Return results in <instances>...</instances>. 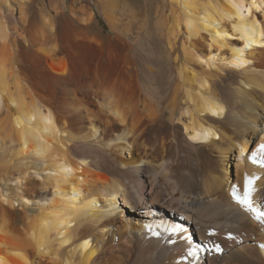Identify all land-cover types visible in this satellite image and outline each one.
Returning <instances> with one entry per match:
<instances>
[{
  "label": "bare ground",
  "instance_id": "6f19581e",
  "mask_svg": "<svg viewBox=\"0 0 264 264\" xmlns=\"http://www.w3.org/2000/svg\"><path fill=\"white\" fill-rule=\"evenodd\" d=\"M34 1L40 3L39 25L27 12ZM240 4L251 7L252 0H70L66 10L61 0H0V264H89L71 246L50 243L61 228L65 236L90 232V243L102 250L98 264H175L181 248L187 252L194 240L174 247L169 234L150 235L146 226L161 224L181 227L172 241L179 236L185 242L188 229L191 238L221 243L219 264L238 253L261 264L264 252L253 248L264 244V228L231 194L235 186L242 195L245 177L257 178L254 189L264 183V168L252 163L253 152L264 144L259 35L249 49V41H235L242 54L216 43L228 60L239 55L251 61L227 69L234 81L216 70L223 67L220 56L200 66L194 55L197 46L208 48L199 39L202 29L237 36L251 26L253 17ZM94 8L105 22V36ZM259 15L264 20V12ZM106 102L112 104L107 116L121 132L140 129L130 137L135 155L107 119L97 131L101 122L93 123V109L103 110ZM219 108L222 114L211 115ZM49 111L59 136L43 122ZM74 115L87 127L65 137L66 120ZM205 130L213 132L207 140ZM53 143L63 145L61 153L72 147L88 161L81 166L72 160L83 182L37 178L49 168L58 171L56 153L49 155ZM178 160L182 180L173 171ZM21 176L33 185L23 192L17 186ZM5 192L11 197L7 212ZM25 194L32 205L23 204ZM254 207L264 211V201L254 199ZM70 222L79 227L68 228ZM229 234L237 240H228ZM203 256L185 257L183 264H204Z\"/></svg>",
  "mask_w": 264,
  "mask_h": 264
},
{
  "label": "snow or ice",
  "instance_id": "6c2138e0",
  "mask_svg": "<svg viewBox=\"0 0 264 264\" xmlns=\"http://www.w3.org/2000/svg\"><path fill=\"white\" fill-rule=\"evenodd\" d=\"M242 11H247L249 16H252V22L251 26L248 27L245 31L242 33H239L237 36L232 35L228 31H216L215 35L211 32L205 33V30L202 29L199 34V39L204 42V44L208 45L207 50L203 48V46H197L194 51V55L196 57V60L199 62L200 66H204L206 64H209L210 62L216 61L217 57L220 56V60L217 61V63L222 64L223 67L217 68L216 70L223 73L224 76L227 79L235 80V74L233 72L227 71V69H239L243 65H248L251 63V61L246 59H241V57L238 55L234 57L232 60L227 59V51H223L222 53H218L216 51V43L218 41H224L225 43L221 45L222 48L232 47L233 50L237 53H243L244 49H249L252 47V42L256 40L257 35H259V49L264 52V30L257 33L258 28H264V20L260 18L259 13L264 12V5L260 7H256L255 0H252L251 7H245L244 4L238 5ZM255 8L256 15L253 16L252 9ZM215 27H219L216 25ZM208 28V25L205 24V29ZM237 39L246 40L249 41V43L244 44V49H241L235 45V41ZM228 41H232V44H228ZM185 63L188 64L189 67L193 69L194 72L199 73L200 68L196 67L195 64L185 60ZM213 68H216V64L212 65ZM210 75H214V73H210ZM114 95L113 93H106V97ZM103 110L93 109L94 112L97 113L93 117V123L96 124V121H100V124H96L97 131L102 130L103 128V121L105 119L108 120V122L112 125L111 131L114 133H117V139H122L125 144L128 145V149L133 151V155H135L133 145L131 143L130 137H136L140 131V129H134L131 133H129L126 129L125 131L121 132V129L119 127L115 126V123L112 121V118L110 116H107V112L111 111L112 104L110 102H106L102 105ZM224 112L223 108H219V111H212L211 115L217 116ZM82 115V114H81ZM31 119L35 120L36 117L33 116ZM43 122L45 125H50L56 128V135H60V128L58 125V122L56 118L53 116L52 112L49 111L48 115L43 117ZM207 123V121H205ZM67 128L64 131L65 137H67L68 133L70 132H76L78 129L80 131L83 130V127H87L86 124H83V122L80 120L79 116H72L70 119L66 120ZM82 125V126H81ZM20 124H17V127H19ZM175 131H179V129H174ZM47 131V128L45 129ZM213 132L211 130H205L202 133V138L204 140H207L208 137L212 136ZM147 134H145L143 137H139L137 140V146L139 145L140 139H147ZM199 137H192L189 136V140H195ZM107 139H111L110 137ZM219 139V137H218ZM115 140H112V143H115ZM177 142H179V137H177ZM27 147V145H25ZM103 147V145H101ZM188 148H191V145L187 146ZM61 148H63V145L57 146L55 143H53L50 146L49 155H51L53 152L56 153L55 160L57 161L56 168L58 171H53L51 168L47 172H39V165L36 164V170L39 172V175L37 176L38 179L41 181L45 180V177L48 176H62L65 181H72L74 179H79L81 182L84 181V177L81 174L79 177L76 176V169L75 166L72 163L73 159H78L80 165H84L88 163V161L84 158L79 157L78 153L72 149V147L64 148L63 152L61 153ZM182 154L184 153V149H181ZM61 155L65 157V159L61 162ZM235 153H233V156ZM259 156V159L256 157ZM230 163H234L233 160L230 158ZM252 163L256 164L258 163L261 168H264V144L259 145V147L253 152L252 155ZM15 164V161H13V165ZM181 160L177 161V167L173 169V171L176 174L177 180H182L183 177L180 175L181 168H180ZM188 171L193 172V175H195V172L191 166H189ZM256 177L244 178V187H243V193L242 195L238 193L237 188L235 186L232 187V198L233 200L243 209L246 211L252 213L255 216V219L260 221L261 227L264 228V211L257 210L256 207H254V199L264 201V183L257 186L254 189V182L256 181ZM17 186L20 187L21 192L24 190V186L31 187L33 186L31 183V180H25L23 176H21L20 180L17 181ZM5 199L3 200L4 204V210L7 212V204L9 198V193L5 192ZM79 196V193L76 192L75 189H73V198H77ZM33 201L25 194L23 198V204L25 205H32ZM14 207H19V199L17 198V203L14 205ZM79 227V224L75 222H70L68 224V228L76 229ZM242 227L247 229V225H243ZM147 229H149L150 235L152 236H159L161 232L169 234V242L174 246H181L185 242L177 236V239L175 241L171 240L172 236H176L177 233L180 232L179 228L175 226H169L165 227L164 225H147ZM159 229L160 231H157ZM105 231L107 229L105 228ZM214 235V233H209V236ZM91 233L90 232H82L77 234L75 230L70 232L67 236L64 234L63 228L58 230V236H54L51 238L50 243H60L62 248H65L66 246H71L73 250H75L78 254V257H82L83 259H86L89 261V264H98V257L99 253L102 251L99 248H94L93 245L90 243ZM192 239L195 241V246L193 245H187V252H184L183 248H181V252L179 253V260L177 261L176 258H174L175 264H183V260L185 257H195L198 253H204L203 260L204 264H219V259H216L217 257L222 258L224 253V248L222 247L221 243L213 240H209L206 243L203 241H200L199 237H197L195 234H193ZM228 240H237V237L229 234L227 236ZM82 241V243H81ZM249 243H254V241H249ZM243 247V245H241ZM256 248L260 250V252H264V244L256 245L253 248V252H256ZM80 249H83V252H80ZM259 255V253H256ZM61 258L63 259V252L60 253ZM93 257H95L93 259ZM36 264H40L39 261L36 262ZM73 264H76V259H73ZM229 264H255V261L246 259L244 254L238 253L236 257L232 261L229 262ZM261 264H264V259L261 260Z\"/></svg>",
  "mask_w": 264,
  "mask_h": 264
},
{
  "label": "rangeland",
  "instance_id": "374dc122",
  "mask_svg": "<svg viewBox=\"0 0 264 264\" xmlns=\"http://www.w3.org/2000/svg\"><path fill=\"white\" fill-rule=\"evenodd\" d=\"M62 2H64V9L66 10V8H68L69 6V3H70V0H61ZM39 2L38 1H34V3L32 2L28 7L30 8H27V12H28V16H30L31 20L34 21L36 24L39 25V9H40V3L38 4ZM94 11H95V14H96V20L98 21L99 23V28L102 29V33L103 35H107V30H105L106 28V25H105V22L103 21L102 17L99 15V13L96 11V9L94 8ZM261 14V13H259ZM34 19V20H33Z\"/></svg>",
  "mask_w": 264,
  "mask_h": 264
}]
</instances>
